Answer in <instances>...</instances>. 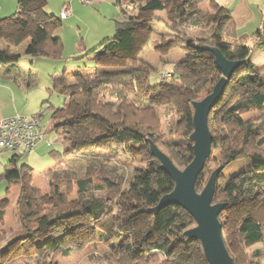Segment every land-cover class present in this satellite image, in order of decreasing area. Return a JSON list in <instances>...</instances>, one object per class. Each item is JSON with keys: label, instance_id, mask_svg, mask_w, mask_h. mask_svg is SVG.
Here are the masks:
<instances>
[{"label": "trees", "instance_id": "obj_1", "mask_svg": "<svg viewBox=\"0 0 264 264\" xmlns=\"http://www.w3.org/2000/svg\"><path fill=\"white\" fill-rule=\"evenodd\" d=\"M30 1L22 0L18 17ZM190 1L146 0L140 6L145 12H166L168 22H171L168 27L179 40L171 37L170 47L187 53L186 58L171 70V79L162 78L152 83L151 73L158 69L139 57L127 69L107 71L94 77H85L81 68L73 71L72 81L67 78V70L52 76L51 92L69 99L65 104L62 130L68 147L62 157L72 156L80 149H85L86 156L90 157H86L83 170L51 168L47 174V196L32 184L33 168L30 165L23 164L5 173L10 185L21 188L15 211L21 230L14 240L25 239L27 248L29 241L35 243L43 253L41 259L50 261L49 264L55 263L52 261L55 258L49 259L51 256L59 253L68 256L71 248L63 249L68 237L86 227L93 230L95 237L97 230L110 237L126 233L118 253L97 254L91 258L94 264L196 263L195 252L201 249L200 245L184 235L195 223L193 217L177 206L167 207L159 213L152 211L163 196L173 191L174 181L161 170L150 143L169 147L185 168L191 163L193 104L209 95L221 77L214 55L204 50V46L219 47L229 60H242L239 71H247L237 83H228L210 114L213 149H220L221 166L226 167L241 158L250 159L254 166L250 171L233 176L223 186H217L214 203L216 199L226 202L225 211L230 206L255 204L237 221L236 231L245 249L264 244V200L260 199L264 191V74L256 72L251 61L252 53L264 48V19L251 45L229 41L230 13L220 11L212 1L210 3L218 10L214 16L202 14L197 17L195 12L188 16ZM120 11L127 15L122 8ZM18 17L15 20L17 27L28 29L33 35V42L26 52L32 60L64 58L62 39L54 36V31L62 24L60 18L41 15L27 21ZM185 23L190 30L200 34L191 35L188 28H184ZM138 25L139 21L133 15L118 22L115 36L95 54L96 60L102 61L120 49L133 47V34ZM86 56L82 54L80 58ZM19 59L9 50L0 51V65H14ZM32 74L28 73L29 76ZM165 97L168 104L161 102ZM163 106H170L169 111L161 110ZM173 112L178 120H172L169 136L162 129L164 117ZM117 150L129 160L137 157L134 153L148 159L143 158L144 166L125 171L121 169L122 163L119 167L107 156L108 152ZM221 176L222 173L219 178ZM202 180L201 176L197 189H203ZM74 186L83 196L78 203L71 198ZM0 213L2 219L4 213ZM223 215L224 212L220 217ZM143 218H146L143 229L137 231L135 226ZM42 234L46 237L41 240ZM1 242L3 238L0 237ZM240 258L245 257L242 254ZM233 259L235 264H241L235 257Z\"/></svg>", "mask_w": 264, "mask_h": 264}, {"label": "rangeland", "instance_id": "obj_2", "mask_svg": "<svg viewBox=\"0 0 264 264\" xmlns=\"http://www.w3.org/2000/svg\"><path fill=\"white\" fill-rule=\"evenodd\" d=\"M145 1L146 0H94L92 4L87 5L81 0H77V3L79 2V7L76 5L77 10L75 15L77 16L74 19L62 21V24L54 31V36H59L64 44V58L53 60L38 57L31 60L29 55L20 57L17 66L23 68L25 73L33 72V74L30 76L19 77V86L14 92L13 101L15 103L11 100V106L9 104L5 105V99L4 103H1L0 105V111L4 109L3 112H8L6 110H10L12 107H17V110H11V112L13 111L12 113H20L21 115L30 117L38 115L40 116L42 125L46 130L44 140L37 146V150L33 154L24 155L22 157L13 153L1 154L0 174L15 170L17 168V159L20 157L18 160V167L23 164L30 165L34 169L35 185L37 188H42L40 190H42L43 194L47 196V174L51 168L55 167V169H57L61 167H69L71 171L83 170L82 167L84 166V163L87 162L85 149H80L79 152L74 153L72 156L62 157L63 151L68 147V144L63 139L62 130L65 104L69 99L65 96L51 92L52 76L55 73L67 70V76L72 81V73L74 69L79 67L85 72V77L89 78L107 71L127 69L130 67L134 59L139 57L140 59L152 63L158 69L151 73L152 83L161 81L165 75L172 76L171 70L186 58L187 53L182 49H173L170 47L169 42L171 37L176 41L179 40L177 36H173L172 31L168 27L171 25V22H168L169 19L166 12L143 11L140 6ZM190 2V7L187 8L188 16L195 13V16L197 17H200L202 14H211L214 16L218 13V10H216L208 0H191ZM120 8L126 11L127 15L122 13ZM193 8H195L196 11H194ZM130 15H133L139 21V25L133 34V47L129 49H120L110 58H105L102 61L96 60L97 58H95V54L97 52L99 53L107 41L115 36L117 23L124 21L126 17ZM165 21H167V23ZM187 25L185 23V27L184 25L183 27L186 28ZM187 30L193 36H198L200 34L199 31L194 29L190 30L188 28ZM85 47L86 50L83 49ZM82 54H86L87 56L80 58V55ZM246 72L245 69L238 71L232 78L231 82L233 84L237 83L239 77L243 74H247ZM171 78L172 77L167 79ZM3 83L4 78L0 75V86H2ZM161 102L168 104V98L165 97ZM169 108L170 106H163L161 107V110L167 112L169 111ZM245 118H247V116H245ZM172 120L174 122L175 120H178V117L174 112L164 117L162 132L169 136L171 132L170 128L172 127ZM158 146L173 159L179 169H185L183 165L179 164L176 155L169 147L163 144H158ZM90 152H92V150H90ZM134 154V156L137 157L131 158L130 160L121 150L110 151L107 156L115 163H118L119 167L122 163L121 169L130 171L134 167H142L146 164V162L143 161L145 156H141L139 153ZM89 157L90 156H88L87 159H89ZM221 165L222 159L220 156V149H212V155L202 175V188L206 186L211 174ZM253 168L254 166L250 159H237L224 168L217 186L221 187L233 176L244 171H250ZM8 183V180L0 178V196L7 194ZM197 190L198 192L202 191V189ZM14 191L15 190L13 189L11 193ZM12 195L14 197L15 193ZM18 196L19 193L17 199ZM71 198L75 203H78L83 199V196L77 192L75 186ZM260 199L264 200V191L262 192V198ZM215 202L219 203L221 201L216 199ZM247 207L230 206L226 211H223L224 215L220 217V221H222L224 227V241L230 255L235 257L239 263L264 264V244L245 249L237 235V221L245 215L246 210H252L255 207V204L251 203ZM9 215V218H12L16 222V212H10ZM262 220L264 225V215ZM13 222L14 221H12V224ZM145 222L146 218H143L136 224L135 229L137 231L142 230ZM195 225L196 223L192 224L190 228L195 227ZM85 229L88 231L86 232ZM85 229L68 237V241L65 243L63 249L71 248V251H73V258H63L65 260L63 261L62 259L61 264H90L89 260L92 262L91 258L97 254L100 255L109 251L118 253V247L123 241L124 236H126V233H121L119 234L120 237L116 235L110 237L104 232L100 233L101 231L97 230V235L95 237L92 235L93 230L91 228L86 227ZM3 232L6 233L2 234ZM19 232L20 230H13L10 233L8 231H1L0 237L1 239L3 238V240L9 236L10 238L14 237L13 239H16L15 237L18 236ZM45 237L46 234L45 236L42 234L40 239L42 240ZM23 240L19 242L17 240L14 241L11 248L4 253L1 252L0 262L5 264H49L50 261L41 259L43 253L36 248L35 243L29 241L28 244H30V246L27 248V245L24 243L25 239ZM198 244L200 245L199 242ZM2 245L0 248H2ZM200 248V250L197 249L195 252V264H208L201 245ZM256 252H260V255H256ZM157 254L158 253H155L154 255ZM242 254L245 257L244 259L240 258ZM62 256L63 254L59 253V255L55 257L51 256L49 259L51 260V258H55L52 261L55 262L54 264H58V262L60 263L58 258H61ZM158 257L162 259L161 255H158ZM29 258L31 260H29Z\"/></svg>", "mask_w": 264, "mask_h": 264}, {"label": "water", "instance_id": "obj_3", "mask_svg": "<svg viewBox=\"0 0 264 264\" xmlns=\"http://www.w3.org/2000/svg\"><path fill=\"white\" fill-rule=\"evenodd\" d=\"M204 50L214 55L215 63L221 72L212 92L200 101L194 102L193 159L184 169H179L173 160L153 142L150 149L155 158L161 163V170L174 181L172 192L163 196L152 211L177 206L186 210L195 220V227L184 232L185 237L200 243L208 264H235L224 241V227L220 221L226 202L214 203L217 184L224 166L217 168L210 176L201 192L197 190L199 178L203 175L206 165L212 155L213 135L209 127V117L219 103L228 83L241 68L242 60H229L219 47L204 46Z\"/></svg>", "mask_w": 264, "mask_h": 264}, {"label": "crops", "instance_id": "obj_4", "mask_svg": "<svg viewBox=\"0 0 264 264\" xmlns=\"http://www.w3.org/2000/svg\"><path fill=\"white\" fill-rule=\"evenodd\" d=\"M208 1L209 2L214 1L220 11H227L230 13L231 15L230 26L232 29H230L231 33L229 36L231 38L230 39L228 38L229 41H238V42L243 41L246 42V44L248 45H251L254 42L255 34L261 28L264 19V0H208ZM21 3L22 0H0V51L9 50L12 56H17V57L27 56L26 54L27 49L29 46H31L33 42V35L28 31V29H21L17 27V25L15 24V20L17 19L20 13ZM63 4H64V0H31L29 4L26 6L25 12H23L19 17L20 19H24L27 21H30L31 18L33 17L41 16V15L59 19ZM76 5H78L77 7H79V2L77 3V0H73L72 16H70L66 20L74 19L77 16L75 15L77 10ZM29 12H31V14ZM8 40H12V42L9 43ZM251 61L255 66L254 70L256 72L263 74L264 48L255 50L251 55ZM78 68L79 67H77L74 70H77ZM55 74H59V73H55ZM0 75L3 76L4 78V83L2 86H0V105L1 103H4L6 99L5 105L9 104L11 106V102H10L11 100L13 103H15L13 101L15 94L14 92L19 86V77L28 76V73H25V70L23 68H19L17 64L14 65L4 64L0 66ZM67 78L70 80L68 76ZM72 78H73V73H72ZM11 110L15 111L17 110V107L15 108L12 107V109L6 110L8 112H3L4 109H2L0 111V119L9 118L16 114H20V113H12L13 111L11 112ZM45 130L46 128L44 127V131ZM36 150L37 147L35 151ZM18 165L19 164L17 160L16 167H18ZM5 173L0 174V178L3 180H7L5 178ZM34 177H35V173L33 169L32 184L36 186L34 183ZM13 189L15 190L13 192L15 193L14 197L12 195L13 193H11ZM20 189H21L20 186L10 185V183H8L7 194H3L0 196V212L4 213L3 218L0 219V233L1 231H8L10 233L13 230L15 231L21 230V225L17 216L15 215L16 222L12 218H9L10 216L9 213L10 212L14 213V211H16V203L18 200L17 195L18 193L20 195L21 192ZM0 216H2L1 213ZM12 221H14L13 224ZM4 233L6 232H3L2 234ZM13 238L12 237L10 238L9 236L6 239H4L2 243H0L1 245L3 244L1 248L2 253L6 252L9 248H11L12 244L15 241ZM19 241L21 240H18V242ZM71 252L68 256H62L61 258H58V261H60V263L58 262V264L62 263L61 261L63 258L72 259L73 251ZM29 260L31 259L29 258ZM64 260L65 259H63V261ZM89 263L94 264L90 260ZM0 264H5V263L0 262Z\"/></svg>", "mask_w": 264, "mask_h": 264}, {"label": "built area", "instance_id": "obj_5", "mask_svg": "<svg viewBox=\"0 0 264 264\" xmlns=\"http://www.w3.org/2000/svg\"><path fill=\"white\" fill-rule=\"evenodd\" d=\"M72 1L64 0L61 19L72 16ZM84 4H92L94 0H82ZM163 79L171 76H163ZM44 127L40 117L16 114L0 119V155L13 153L19 156L32 154L38 144L44 140Z\"/></svg>", "mask_w": 264, "mask_h": 264}, {"label": "clouds", "instance_id": "obj_6", "mask_svg": "<svg viewBox=\"0 0 264 264\" xmlns=\"http://www.w3.org/2000/svg\"><path fill=\"white\" fill-rule=\"evenodd\" d=\"M60 14H61V12H60ZM60 19H61V17H60ZM68 19V18H67ZM62 20V19H61ZM66 20V19H65ZM62 21H64V20H62ZM20 157H22V156H20Z\"/></svg>", "mask_w": 264, "mask_h": 264}]
</instances>
